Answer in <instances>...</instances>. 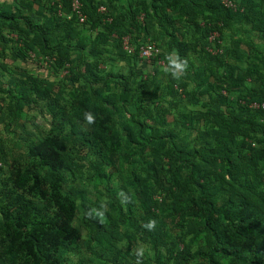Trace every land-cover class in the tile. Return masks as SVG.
<instances>
[{"label":"trees","instance_id":"trees-1","mask_svg":"<svg viewBox=\"0 0 264 264\" xmlns=\"http://www.w3.org/2000/svg\"><path fill=\"white\" fill-rule=\"evenodd\" d=\"M80 2L85 15L84 23L89 24L90 30L99 26L106 30L99 31L94 40L91 36H86V31L74 25L78 20L71 12L70 0H51L48 8L53 12L50 15L42 14L39 21H35L30 12L25 11L26 8H17L13 12L10 6L0 3V38L5 39L1 34L2 28L17 29L25 37L23 47L17 48L20 57L25 58L28 49H37L54 57L56 65H68V70L74 74L73 83H78L77 90L83 89L85 92L78 100L79 107L74 110L75 115L84 121L85 112L90 111L96 116L95 123L89 127L92 129L90 135L99 140L108 139L113 129L112 115L116 106L103 98L105 88L111 83L110 77L115 78L125 105L132 101L133 92L140 90L138 82L136 84L131 82V76H135L134 72L130 76L121 74L106 76L98 72L97 64L104 50L101 46L103 43L113 44L120 49L122 57L126 54L138 60L137 50L147 41L134 44L129 37L135 49L134 54L127 53L120 47L121 28L126 27L129 32L131 28L137 29L138 15L143 14L146 29L155 34L154 39L159 45L160 31L166 37L165 51L175 49L181 57L188 59L186 73H190V79L197 87H202L205 83L210 85L209 80L205 78L209 73L217 80H222L225 75L222 69L228 67L226 71L230 72L229 77L233 75L232 71L236 74L238 71L237 66L226 64L218 56H211L213 54L207 50L210 45L208 41L210 32L216 30L222 33L223 29H231L234 23L249 22L264 35V0H233L236 9L224 6L221 0H136L134 9L130 10L129 4L127 11H124L122 5L118 9L116 0ZM26 6L30 7L31 3ZM100 6L104 7V11L99 10ZM58 12L70 14V20L61 17ZM243 14L244 17L238 16ZM199 17L207 19L203 26L198 22ZM182 29L191 30L193 39L185 38ZM194 33L199 34V37H194ZM113 34L118 36L111 39ZM86 38L87 42H90L88 50ZM154 39L149 41L156 43L160 48L161 45L159 46ZM72 40L74 41L71 42ZM213 45L220 46L216 41ZM162 53L161 51L160 55L151 61L157 63L158 58L163 59ZM190 53L203 55L207 71L205 75L195 68ZM90 55L91 60L88 58ZM20 76L26 78L24 73ZM27 79L29 83L18 80L20 82L14 86H17L16 88L0 86V90L6 92L12 100L31 108L34 102L30 94L37 89L38 80L29 75ZM197 89L199 88L188 92V97L196 99ZM223 89L228 92L232 90L227 86ZM45 90L46 93L53 91L51 82L46 83ZM201 91L208 93L207 90ZM56 99H52L53 103L48 104L50 112L54 115L58 113L59 107L55 103ZM216 101L226 110L211 117V125L206 131V135L210 137L205 140L206 144L202 149H189L183 144L177 145V139H184L172 130L154 136L148 132L147 123L134 119V114L130 112H127L129 122L122 126V130L129 142L142 143L138 137L145 143L156 141L158 147L163 149L161 151L164 155L177 160L183 157L185 159L197 157L202 160V164L192 163V172L201 170L207 172V175H201L204 177L203 182H199L193 175L184 177L183 186L178 192L170 193L172 197L167 208L170 207L174 216L180 217L179 225L186 227L189 233L203 234L205 238V244L197 253L187 250L177 252V264H188L195 259L207 264H220L221 259L228 261V264H264V191L259 188L263 173L260 171L259 163L264 159V148L252 141L238 138L246 127L256 129L257 134L264 136V109L250 106L251 102H264V89L255 88L237 106L227 95L218 91ZM162 115L160 112V124L164 125ZM256 139L260 141V136ZM28 155L31 161L23 167L14 165L5 178L9 188H4V196L0 200V264H65L66 256L73 250V242L79 233L73 225L77 213L76 199L61 186L66 159L61 150L59 137L55 134L47 135L38 140L29 146ZM39 167L49 169L50 180L42 178ZM240 167L244 169L246 175L243 183L236 178V171ZM96 172L98 177H105L100 169H96ZM149 174L158 187L168 189V185L156 170L153 169ZM217 179L238 192V197L231 199L226 195L220 196V189L225 188L216 184ZM1 185L2 187L6 185L3 180ZM34 198L44 200L45 206L39 205ZM187 209L190 210L189 213L185 212ZM105 219L107 226L94 219L93 226L89 228L87 248L90 252L94 251L91 242L95 234L110 233L108 226L118 230L121 225H126L140 233L147 231L144 227L146 223H140L135 216L125 213L115 202L105 210Z\"/></svg>","mask_w":264,"mask_h":264},{"label":"rangeland","instance_id":"rangeland-1","mask_svg":"<svg viewBox=\"0 0 264 264\" xmlns=\"http://www.w3.org/2000/svg\"><path fill=\"white\" fill-rule=\"evenodd\" d=\"M5 1L16 2V0ZM23 1L31 3V6L27 7L28 3L24 4ZM40 1V4L45 7L51 3V0ZM21 4L26 8L25 11L28 10L31 14L34 12L31 0H21ZM206 20L199 17L200 26H203ZM83 30L94 37L99 31L105 29L99 26L90 30L88 24ZM182 33L185 38L193 39L191 30L182 29ZM218 34H220L219 50L211 56H218L226 64L237 66L238 71L237 74L232 71L233 75L229 77L230 72L226 71L228 67L222 69L225 73L222 80H217L209 73L205 78L209 80L210 85L205 83L202 87L194 84L190 79V73H185L179 81L162 73L161 65L164 62L165 53H162V63L144 62L130 58L126 54L122 57L120 49L115 45L103 43L101 47L105 51L97 64L98 72L106 76L111 74L130 76L134 72L135 76H131V82L135 84L138 82L140 89L133 92L132 101L125 105L115 78L110 77L111 83L108 88H105L103 98L116 108H113V129L106 140L93 138L90 135L92 129L89 125L76 117L74 110L79 107L78 100L84 96L85 92L83 89L77 90L78 83H73L74 74L68 70V65H56L54 57L43 54L37 49H28L25 58L17 57V50H14V57L13 41L0 44V86L13 88L20 82L18 80L29 83L28 75L38 80L37 89L30 94L34 102L31 108L14 99L13 101L6 92L0 90V200L4 196V188H9L5 178L13 166L23 167L31 161L28 155L29 146L47 135H57L66 159V167L62 170L61 186L65 192H70L76 199L77 213L73 225L79 233L73 242V250L66 256L65 264H135L136 257L133 249L140 244L147 249L143 264H177V252L187 250L197 253L205 244L203 234L189 233L186 227L179 225L180 217L174 216L170 207L167 208L171 202L172 194L170 193L178 192L183 186L184 177L193 175L199 182L204 181L201 175H207L205 170L198 172L191 170L192 163L202 164V160L197 157L186 159L183 157L177 160L166 156L156 141L145 143L138 136V140L142 143L129 142L122 126L128 124L127 112H130L134 114V119L145 121L148 132L154 136H160V133L172 130L184 139H177V145L183 144L189 149H202L206 144L205 140L210 137L206 135V131L211 125V117L226 110L216 101L217 91L227 95L237 106L255 88L264 89L263 33L260 34L247 22L246 24L234 23L231 29H223V32ZM117 36L112 35L110 38ZM20 37L22 38L18 41L19 43L15 41V46L19 44V47H23L21 39L25 37L22 33ZM124 37H130L134 44L140 41L132 37L126 27L120 30V40L122 41ZM194 37H199V34L194 33ZM148 38L151 37L148 36ZM155 41L159 45V42ZM120 47L122 49V46ZM190 58L195 68L205 75L207 71L203 55L190 53ZM21 73H24L26 78H21ZM47 82L52 83L53 91L47 92L50 97L45 90ZM226 86L232 90L228 92L223 89ZM196 88H199L196 99L189 98L187 93ZM201 90H207L208 93H203ZM55 98L57 102H54L59 106L56 115L52 114L48 107ZM160 112L165 120L164 125L160 124ZM135 132L137 133L136 130ZM244 132L238 135L239 139L244 138L264 148V136L257 134L256 129L246 127ZM259 136L260 141L256 139ZM200 137H202L201 140ZM259 164L260 171L263 172L259 188L264 191V159ZM96 169H100L105 177H98ZM153 169L166 182L168 189L158 187L153 181L149 174ZM38 170L44 180H50L51 176L47 167H39ZM245 176L244 169L238 168L237 180L243 183ZM2 180L6 184L3 187ZM215 182L225 188L220 189V196L226 195L231 199L238 197V192L233 191L227 183L219 179ZM34 200L39 205L45 206L44 200L39 198ZM101 202L105 203L106 210L110 208L111 203H117L125 213L135 216L140 223L155 220L156 227L154 230L147 229L146 232L140 233L131 226L121 225L118 230L108 226L110 233L95 234L91 242L94 251L90 252L87 248L89 228L93 226L94 219L89 218L87 212L94 207L100 208ZM185 212L189 213L190 210L187 209ZM103 225L107 226L106 219ZM188 264L207 263L195 259ZM220 264H228V261L221 259Z\"/></svg>","mask_w":264,"mask_h":264},{"label":"crops","instance_id":"crops-1","mask_svg":"<svg viewBox=\"0 0 264 264\" xmlns=\"http://www.w3.org/2000/svg\"><path fill=\"white\" fill-rule=\"evenodd\" d=\"M28 1V0H26ZM40 0H31L32 2V6H33V13L31 14V16L33 17V19L35 21H39L42 19V14H45V15H50V13H52L53 11H51L48 7H45V6H42L39 2ZM0 3H4L8 6L11 7V10L14 12L17 10V8H24L21 4V0H16V2L14 3H10L9 1H5V0H0ZM116 4H117V8L120 9L121 5L124 7V11H127V5L130 4V10L134 9L135 5H136V0H129V1H122V0H116ZM61 14V17L65 18L66 20H70L71 18V15H66V14H62V12H58ZM137 22H138V27L137 29H133L131 28L130 30V35H132V37H134L135 39H138L140 41H149V40H152V38L154 37L155 38V34L152 33V32H148V30L146 29V26H145V23H144V20H143V14H140L137 16ZM74 25L77 26L78 29H84L88 24L87 23H78V22H75ZM20 33L17 29H12V28H9V27H4L2 28L1 30V34L2 36L5 38H0V44H8L9 42L13 41L14 42V46L16 43H19L18 41L20 40ZM87 37H90L91 34H87L86 35ZM113 36H115V34H113ZM148 36H150L151 38H148ZM96 36L92 37V40H94ZM115 38V37H114ZM87 39L86 38V50H88L90 48V42L88 41L87 42ZM164 39H166L165 36L162 35L161 31H160V45H161V51L163 53H165L166 49H165V43H164ZM21 40H24V39H21ZM16 41V43H15ZM74 40H72L71 42H73ZM19 45V44H18ZM18 45L17 46H13L12 47V53H13V56L15 57V54H14V50H17L18 48ZM77 51V50H76ZM104 51L103 50V53L101 56H103L104 54ZM74 54H76L75 51H73ZM16 56L17 57H20L17 52H16ZM89 59H92V56L90 55L88 57Z\"/></svg>","mask_w":264,"mask_h":264},{"label":"clouds","instance_id":"clouds-1","mask_svg":"<svg viewBox=\"0 0 264 264\" xmlns=\"http://www.w3.org/2000/svg\"><path fill=\"white\" fill-rule=\"evenodd\" d=\"M188 69V59L181 57L179 52L175 49L166 51L164 54V62L161 65V71L165 75L171 76L174 80H181ZM85 122L88 125H93L96 121V116L88 111L84 113ZM105 210L106 205L101 202L100 208H91L87 215L89 218L96 219L99 223H105ZM144 227L149 231L154 230L156 227L155 220H149ZM146 247L142 244L138 245L133 249L134 255L136 257L135 264H143V259L146 255Z\"/></svg>","mask_w":264,"mask_h":264},{"label":"built area","instance_id":"built-area-1","mask_svg":"<svg viewBox=\"0 0 264 264\" xmlns=\"http://www.w3.org/2000/svg\"><path fill=\"white\" fill-rule=\"evenodd\" d=\"M221 2L226 7L236 9V4L233 2V0H221ZM70 4H71L72 14L77 17V20L79 23H84L85 15L83 14V12L81 10L82 5H81L80 0H70ZM99 10L104 11V7L100 6ZM208 41H209L210 45L207 47V50L210 53L218 52V50H219L218 46L213 45L215 41L220 43L218 31L214 30V31L210 32L208 34ZM122 47L127 53H130V54L135 53V49L132 46L129 37L123 38ZM160 53H161L160 48L157 46L156 43H154L152 41H147V42L141 44L137 50L138 58L144 62H149V61L153 60L154 58H156V56H159ZM157 62L162 63L163 59L161 60L160 58H158ZM250 106L253 108L264 109V102H261V103L251 102Z\"/></svg>","mask_w":264,"mask_h":264}]
</instances>
